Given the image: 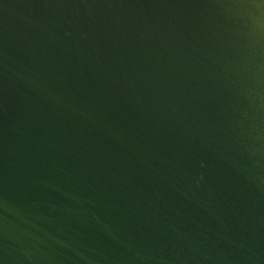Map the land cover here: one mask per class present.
Wrapping results in <instances>:
<instances>
[{
	"label": "water",
	"instance_id": "1",
	"mask_svg": "<svg viewBox=\"0 0 264 264\" xmlns=\"http://www.w3.org/2000/svg\"><path fill=\"white\" fill-rule=\"evenodd\" d=\"M0 264H264V0H0Z\"/></svg>",
	"mask_w": 264,
	"mask_h": 264
}]
</instances>
